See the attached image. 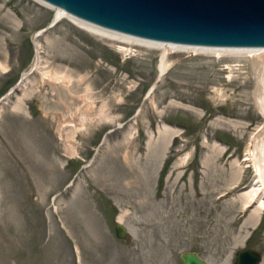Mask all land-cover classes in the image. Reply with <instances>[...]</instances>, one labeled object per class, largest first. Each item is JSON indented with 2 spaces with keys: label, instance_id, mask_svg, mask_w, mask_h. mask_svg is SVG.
Instances as JSON below:
<instances>
[{
  "label": "rangeland",
  "instance_id": "1",
  "mask_svg": "<svg viewBox=\"0 0 264 264\" xmlns=\"http://www.w3.org/2000/svg\"><path fill=\"white\" fill-rule=\"evenodd\" d=\"M39 1L0 0V264H264L243 195L264 176V70L171 51L161 73V50Z\"/></svg>",
  "mask_w": 264,
  "mask_h": 264
},
{
  "label": "water",
  "instance_id": "2",
  "mask_svg": "<svg viewBox=\"0 0 264 264\" xmlns=\"http://www.w3.org/2000/svg\"><path fill=\"white\" fill-rule=\"evenodd\" d=\"M40 1L95 26L138 38L181 45L264 48V0ZM114 230L118 238L128 233L119 222ZM180 259L182 264H207L196 252L181 253ZM261 259L260 252L243 249L236 263L259 264Z\"/></svg>",
  "mask_w": 264,
  "mask_h": 264
},
{
  "label": "bare ground",
  "instance_id": "3",
  "mask_svg": "<svg viewBox=\"0 0 264 264\" xmlns=\"http://www.w3.org/2000/svg\"><path fill=\"white\" fill-rule=\"evenodd\" d=\"M39 2H42V1H39ZM46 5H48V4H46ZM48 6H51V5H48ZM53 8L56 10L55 21L58 20L62 16H67V18L69 17L70 19H72V21L74 20L76 23H78V25L80 27H82L83 29L91 31V33L94 32V33H97V34H100L102 36H106L109 38H116V39H119V40H122V41H125L128 43L138 44V45L145 46L148 48H155V49L161 50L162 51L161 65H160L161 73H162V71L167 69L166 68L167 63H168L167 62V54L171 51L188 52V53L196 52V53L212 54L215 56H232V57H236V58L237 57L240 58V56H249L252 58V60L254 62V66H255L257 71H260V68L262 70H264V48L208 47V46L181 45V44H174V43H168V42L166 43V42L153 41V40L138 38V37L129 36V35L121 34L118 32H114L111 30H107V29L95 26L91 23L85 22L83 20L77 19V18L69 15L67 12H65L64 10H62L60 8H56V7H53ZM37 53H38V50H37ZM50 74H52V73H50ZM50 74L49 75L46 74V77L49 78L51 76ZM54 79H55V77H54ZM261 81H262V78H261ZM259 104H260L259 107L261 108V110L264 114V102L261 99H260ZM80 126H82V125H80ZM247 159L248 158H246L245 160H247ZM243 195L246 198V204H245L244 208L252 206L253 204H255V207H254V205L252 206V207H254L255 211L252 214L253 218H251V221H253V222L257 221L258 222L259 215L262 212L261 210L262 209L264 210V176H263V179L261 178V180L259 178L254 180L253 183L247 188V190L243 191Z\"/></svg>",
  "mask_w": 264,
  "mask_h": 264
}]
</instances>
